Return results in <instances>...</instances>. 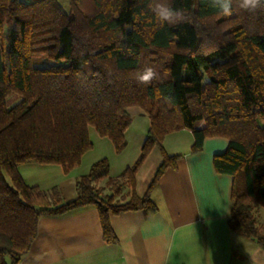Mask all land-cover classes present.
<instances>
[{
    "label": "trees",
    "instance_id": "trees-1",
    "mask_svg": "<svg viewBox=\"0 0 264 264\" xmlns=\"http://www.w3.org/2000/svg\"><path fill=\"white\" fill-rule=\"evenodd\" d=\"M168 2L181 14L174 24L155 17L152 0H68V9L58 0H0V264H18L41 216L87 204L97 209L103 239L116 242L109 215L156 210L150 192L179 157L165 152L163 139L184 128L192 153L206 137L228 140L212 164L232 177L229 228L264 249L255 215L264 209V3L245 10L233 0L223 15L214 0ZM34 59L53 62L38 67ZM145 67L157 72L148 83L136 78ZM132 106L149 127L119 175L127 197L113 200L121 183L105 158L78 178L70 201L24 181L18 167L27 161L77 167L93 146L90 127L121 152ZM153 147L161 161L138 196L136 173ZM103 178L112 193L101 195Z\"/></svg>",
    "mask_w": 264,
    "mask_h": 264
},
{
    "label": "crops",
    "instance_id": "crops-1",
    "mask_svg": "<svg viewBox=\"0 0 264 264\" xmlns=\"http://www.w3.org/2000/svg\"><path fill=\"white\" fill-rule=\"evenodd\" d=\"M127 112L131 121L124 131L125 147L119 153L107 138L89 129L93 146L88 151L98 147L96 152H101L103 147L119 157L120 173L137 159L149 127V119L140 108L132 106ZM192 141V133L186 128L164 137L165 152L179 157L175 167H167L150 192L156 210L110 214L116 242L103 239L97 209L87 204L41 216L36 236L18 264H264V249L229 228L232 177L217 172L212 164L213 155L223 153L228 140L206 137L195 153L190 151ZM102 158L108 162L99 153L86 171L78 170L80 164L64 171L60 165L34 161L24 162L18 169L26 183L47 193L56 188L63 201H70L77 196L78 178ZM160 161L161 153L153 147L136 173L138 196L147 190ZM108 168L110 174L111 165ZM103 179L102 184L101 179L96 184L108 194L111 189L105 187L107 179ZM259 209L255 215L263 223L264 212Z\"/></svg>",
    "mask_w": 264,
    "mask_h": 264
},
{
    "label": "clouds",
    "instance_id": "clouds-1",
    "mask_svg": "<svg viewBox=\"0 0 264 264\" xmlns=\"http://www.w3.org/2000/svg\"><path fill=\"white\" fill-rule=\"evenodd\" d=\"M214 3L223 15H231L234 10L233 0H214ZM260 3H264V0H240L239 6L245 10H253ZM150 7L161 23L174 24L181 18V14L170 6L168 0H152ZM156 77L157 72L152 67H145L136 78L142 83H148Z\"/></svg>",
    "mask_w": 264,
    "mask_h": 264
},
{
    "label": "rangeland",
    "instance_id": "rangeland-1",
    "mask_svg": "<svg viewBox=\"0 0 264 264\" xmlns=\"http://www.w3.org/2000/svg\"><path fill=\"white\" fill-rule=\"evenodd\" d=\"M60 2V4L65 8V9H68V0H58ZM53 61L52 60H49V59H34V65L35 66H45V65H49L51 64ZM204 78L206 79V77L204 76ZM90 129V133L93 131V128H89ZM94 132V131H93ZM98 150V147H95L94 149H92L91 152H87L83 159H82V164L80 163V165L78 166V170H87L90 163H91V160L93 159V157L99 155V153H102L103 156L107 157L108 159V163L109 165H111V171H110V174L109 176L111 177H117L119 178V181L121 183V186L119 188V193L117 195H115L114 197V201L116 200H121L122 197H127L128 193H129V186L128 184L124 181L125 180V177H120V170H118V167L120 165H118V162L119 161V157H116L115 155L113 154H110L108 152V150H105L103 147L101 149V152L97 151ZM129 161V160H128ZM120 162V161H119ZM146 169H144L145 171ZM24 172V170H23ZM54 176V174L52 175V177ZM7 178V177H6ZM55 178V177H54ZM57 178V177H56ZM8 180V178H7ZM105 179H101L99 181V184H102L104 182ZM106 184V183H105ZM106 187V186H105ZM109 193H112V190L109 192ZM104 194H107L105 191H102L101 192V195H104ZM259 210H262L264 212V209L260 208ZM264 223V221H263Z\"/></svg>",
    "mask_w": 264,
    "mask_h": 264
}]
</instances>
